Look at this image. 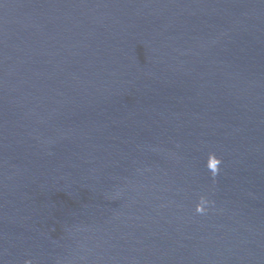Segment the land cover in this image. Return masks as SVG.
<instances>
[{"label": "water", "instance_id": "95a60500", "mask_svg": "<svg viewBox=\"0 0 264 264\" xmlns=\"http://www.w3.org/2000/svg\"><path fill=\"white\" fill-rule=\"evenodd\" d=\"M0 264H264V0H0Z\"/></svg>", "mask_w": 264, "mask_h": 264}]
</instances>
